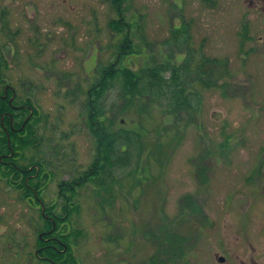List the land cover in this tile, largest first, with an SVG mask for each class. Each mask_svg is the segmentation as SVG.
I'll use <instances>...</instances> for the list:
<instances>
[{"label":"rangeland","instance_id":"1","mask_svg":"<svg viewBox=\"0 0 264 264\" xmlns=\"http://www.w3.org/2000/svg\"><path fill=\"white\" fill-rule=\"evenodd\" d=\"M117 4L0 0L1 75L16 107L30 101L38 138L12 165L39 172L35 199L0 168V264L22 254L7 246L8 230L48 256L44 207L66 264H264V0ZM160 65L180 71L191 109L148 96L129 103L116 82L91 121L88 93L105 71ZM202 65L216 85L192 80ZM98 125L115 139L109 153Z\"/></svg>","mask_w":264,"mask_h":264},{"label":"trees","instance_id":"2","mask_svg":"<svg viewBox=\"0 0 264 264\" xmlns=\"http://www.w3.org/2000/svg\"><path fill=\"white\" fill-rule=\"evenodd\" d=\"M115 5L121 2V0H113ZM118 9V8H117ZM113 27L116 29L121 27L120 23H113ZM178 31H175L174 34H177ZM123 51H125V48ZM206 66L202 65L199 67L196 76L192 78L193 81L201 83L203 85H214V81H206L203 78L204 73L207 74L208 79L212 77L214 73L213 69H209L205 71L204 68ZM170 72V76L166 77V74ZM210 76V77H209ZM119 82L122 84V97L125 101L129 100V103H133L134 100L138 97L148 96L152 99H164L168 107L172 109L175 113H180L192 108L193 99L191 98V94L185 93V88L181 84V75L180 71L177 69L169 70L168 67H164L162 65L156 66L151 69H145L141 72H133L128 67L115 69L112 67V72L109 70L105 71L102 80L100 83L93 89H91L88 93L89 103L88 108L91 114V121L97 119L100 114L99 103L103 99L104 94L109 90L111 85ZM216 85V84H215ZM12 94H9L11 96ZM26 104L31 107L30 101L27 100ZM15 112H19L18 115ZM29 112L28 109L22 107V109L15 111L12 109V106L9 104L8 100L0 99V168L2 169V175L4 177H8L13 182H18V188L24 190V194L28 196L29 194H33L32 190V182L28 177L31 175L39 174L38 169L34 168H25V169H16V166H13L15 159L17 157L18 150H24L29 148L30 146H36L38 144V138L36 136V132L33 128L32 118L25 124L23 127V123L20 124L17 120V116H23L24 113ZM22 113V114H21ZM36 113V112H35ZM4 116L3 124L2 117ZM14 118L16 124H14V130L11 127V118ZM94 125V124H93ZM6 129L7 132L4 130ZM95 130V129H94ZM95 134L100 139V143L102 147H106L107 153L111 151L110 141H112V151L115 143V139L112 137H107L106 133H104V128L97 127L95 130ZM112 139V140H111ZM20 148V149H19ZM19 152V151H18ZM105 152V150H104ZM13 153V155H12ZM106 153V152H105ZM106 159V157H104ZM92 173H86L85 177L91 175ZM206 170L200 169V173L198 172L199 181H207L205 176ZM88 178V177H87ZM84 182L82 178L78 179L74 182ZM72 182V183H74ZM68 183V182H67ZM67 183L65 185H67ZM74 185V184H73ZM64 186V183L63 185ZM64 188V187H63ZM62 188V189H63ZM34 190L38 192L36 187L34 186ZM68 191L72 192L71 188H68ZM74 192V191H73ZM184 202L189 205L196 206L195 200L191 196H187L184 199ZM56 222V221H55ZM57 225V223H56ZM57 232V229L52 232V236L54 237ZM58 240H61L57 237ZM39 246L43 245L40 241ZM62 250V247L58 243H53V248L46 250L48 256L58 264H66V261L63 260L64 256L67 253H59ZM43 250L42 253H44Z\"/></svg>","mask_w":264,"mask_h":264},{"label":"flooded vegetation","instance_id":"3","mask_svg":"<svg viewBox=\"0 0 264 264\" xmlns=\"http://www.w3.org/2000/svg\"><path fill=\"white\" fill-rule=\"evenodd\" d=\"M2 86L4 88H3L2 92L0 93V99L1 100H8L9 104L12 106V109L17 111L18 108H19V107L15 106V103H16V100H17V95H16L15 91L13 90V88L6 83L5 79L2 78L1 69H0V88ZM9 94H12V95L9 96ZM20 109H21V107L19 108V110ZM26 109L30 110V116L23 123V127L32 118V114L34 113V109L30 108V106L26 107ZM10 118H11V127L14 130V124H16V122L14 121V118L12 116H10ZM3 120H4V116L2 117V124H3ZM4 130L7 132L6 129H4ZM12 155H13V153H12ZM28 178L30 179L32 177L29 176ZM32 190L34 192L35 199H37V195H38L37 192L34 189H32ZM40 204L42 205V203H40ZM45 209L46 208L44 207V209L42 210V217H44V219H48L46 221H48L50 223L51 229L49 231H47L46 233H43V234L49 235L48 238H44V236H43V238H40V241L44 244V246L41 247L40 250H42V249H47V250L52 249L53 248V243L55 242V243H58L60 245V247H62V249H63L62 252L60 251L59 253H67V251H68L67 245L65 243L59 241L55 237H52V232L54 231V224H53L52 218L50 216H48V217L46 216V212L47 211ZM43 211H44L45 214L43 213ZM24 221L27 223L26 226L27 225L29 227L31 226V228L33 226L35 227V219H33V217H29V218L26 217V218H24ZM55 228H56V226H55ZM33 233L36 234V229L35 228L33 229ZM17 238H18V231H15V230H14V232L8 230L4 234V240L6 241L7 246H10V248L11 247L18 248L20 253L22 252V254L19 255V257H18V264H36L37 260H39L40 262H45L47 264H58V263H55L50 258V256L43 257V256H41L40 251L38 253V250L36 248V240H34V253L32 255V251H29L30 246H31V242H32L30 236L25 235L23 237L22 241H19ZM6 252H9V250H6ZM45 253H47V251H45ZM220 259L221 258H219V261H220Z\"/></svg>","mask_w":264,"mask_h":264},{"label":"water","instance_id":"4","mask_svg":"<svg viewBox=\"0 0 264 264\" xmlns=\"http://www.w3.org/2000/svg\"><path fill=\"white\" fill-rule=\"evenodd\" d=\"M129 69H130L131 71H133V72H136V73H137V72H139L138 70H134V68H133V67H130ZM220 262H222V263H223V262H224V259H223V258H221V259H220Z\"/></svg>","mask_w":264,"mask_h":264}]
</instances>
